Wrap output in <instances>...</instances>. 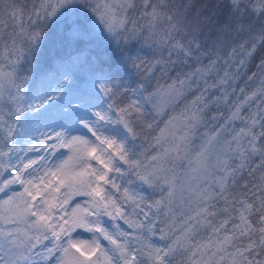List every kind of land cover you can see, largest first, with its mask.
Here are the masks:
<instances>
[{
	"label": "snow or ice",
	"instance_id": "6c2138e0",
	"mask_svg": "<svg viewBox=\"0 0 264 264\" xmlns=\"http://www.w3.org/2000/svg\"><path fill=\"white\" fill-rule=\"evenodd\" d=\"M0 264H264V0H0Z\"/></svg>",
	"mask_w": 264,
	"mask_h": 264
},
{
	"label": "trees",
	"instance_id": "16d2710c",
	"mask_svg": "<svg viewBox=\"0 0 264 264\" xmlns=\"http://www.w3.org/2000/svg\"><path fill=\"white\" fill-rule=\"evenodd\" d=\"M165 81H161V83L163 84ZM160 100V98H159ZM161 101V100H160ZM160 101H158V103L160 104ZM162 105V103L160 104V106ZM163 109V112L161 114V116H159L157 118L158 120V126L159 127H163L164 123L167 121V119L172 116L173 114H179L181 108L183 107L182 104H174L172 101H168L166 105L161 106ZM35 141H33L34 143ZM21 147H23L24 145L21 144ZM33 155L35 153H32ZM39 154V153H38ZM66 154V152H64V149H59L56 152V156L53 159V162H58L59 159H63L64 155ZM139 185V182L137 181V186ZM126 227V226H125Z\"/></svg>",
	"mask_w": 264,
	"mask_h": 264
},
{
	"label": "rangeland",
	"instance_id": "374dc122",
	"mask_svg": "<svg viewBox=\"0 0 264 264\" xmlns=\"http://www.w3.org/2000/svg\"><path fill=\"white\" fill-rule=\"evenodd\" d=\"M161 100V101H160ZM160 104L162 103L161 106L163 105H166L167 102L169 101V99L166 97V96H161L160 97ZM74 134H77V133H74ZM79 134H84L86 135L87 133L86 132H82V133H79ZM59 150V149H58ZM64 152L67 153V149H64ZM39 155L38 153H35L34 155L32 153H29V156L32 157V158H35V156ZM90 236L91 234L90 233H87V232H84V231H80V238L83 239V240H89L90 239Z\"/></svg>",
	"mask_w": 264,
	"mask_h": 264
}]
</instances>
